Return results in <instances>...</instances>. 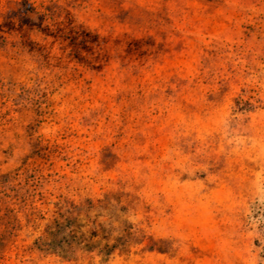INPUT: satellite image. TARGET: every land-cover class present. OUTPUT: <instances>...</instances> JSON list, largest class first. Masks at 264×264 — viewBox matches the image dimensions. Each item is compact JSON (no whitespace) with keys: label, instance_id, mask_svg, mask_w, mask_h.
Returning <instances> with one entry per match:
<instances>
[{"label":"rangeland","instance_id":"rangeland-1","mask_svg":"<svg viewBox=\"0 0 264 264\" xmlns=\"http://www.w3.org/2000/svg\"><path fill=\"white\" fill-rule=\"evenodd\" d=\"M18 1L0 0V216L35 177L46 194L121 190L131 221L171 249L39 264H264V0L167 3L140 79L102 65L103 0H29L56 34L25 24Z\"/></svg>","mask_w":264,"mask_h":264},{"label":"trees","instance_id":"trees-1","mask_svg":"<svg viewBox=\"0 0 264 264\" xmlns=\"http://www.w3.org/2000/svg\"><path fill=\"white\" fill-rule=\"evenodd\" d=\"M222 1L158 0L159 7L151 9L137 4L125 6L126 0H103L101 16L104 26L109 28L98 43L106 55L103 67L109 64L108 59L114 58L122 70L140 79L134 61L155 50L157 45L162 46L158 39H164L169 32L166 29L170 23L167 3L197 2L214 6ZM17 4L19 11L25 16L33 15L36 20L25 24L38 31L48 29L59 33L60 23L53 11L29 0H19ZM12 44L21 47L16 39ZM31 137V153L40 155L44 146ZM8 177L10 174H4L0 182H10ZM33 179L30 184L29 179L26 180L23 194L5 195L8 198L4 201L5 213L0 216V220L2 217L6 220V225L0 229V264H39L51 258L72 263L92 255L109 261L115 255L134 254L136 249L140 253L171 250L166 240L147 235L139 223L131 221L135 203L128 193L107 190L100 196L77 197L55 192L46 194L37 192V187H42L40 177Z\"/></svg>","mask_w":264,"mask_h":264}]
</instances>
